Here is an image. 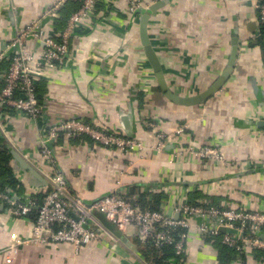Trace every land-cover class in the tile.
<instances>
[{"label":"crops","instance_id":"obj_1","mask_svg":"<svg viewBox=\"0 0 264 264\" xmlns=\"http://www.w3.org/2000/svg\"><path fill=\"white\" fill-rule=\"evenodd\" d=\"M60 1L0 0V53L17 29L37 20L47 33L58 36L84 0H68L58 19L43 18ZM257 2L141 0L143 9L132 15L130 0H99L89 16L81 18L70 39L74 61L46 70L48 76L37 90L39 100L51 122L84 119L98 129L137 139L145 148L123 152L62 136L55 158L74 195L91 203L113 192L120 181L123 193H162L160 210L169 214L178 203L197 195L206 197L198 200L206 204L264 213V56L256 42L262 23ZM157 5L146 34L168 90L178 97L198 96L211 88L225 71L238 39L232 73L205 102L181 105L158 86L143 42L141 12ZM26 45L41 56L40 40H28ZM5 65L1 62L0 70ZM150 123L168 136L162 151ZM39 127L37 121L14 117L8 128L15 148L0 139V150L12 156L2 165L11 169L23 193L38 195L50 189L46 175L51 168L39 152ZM205 146H219L223 161L190 152ZM17 157L47 183L23 168ZM3 181L8 182L7 175L0 170V187L18 194ZM157 183L162 186L153 189ZM94 215L106 232L80 249L66 242L19 244L31 236L34 220L14 217L0 206V264H138L135 253L145 258L135 230L122 232L102 213ZM223 233L206 238L192 228L186 263L264 264V250L241 254L224 249Z\"/></svg>","mask_w":264,"mask_h":264},{"label":"built area","instance_id":"obj_2","mask_svg":"<svg viewBox=\"0 0 264 264\" xmlns=\"http://www.w3.org/2000/svg\"><path fill=\"white\" fill-rule=\"evenodd\" d=\"M68 0H62L49 7L43 18L55 20ZM99 0H84L82 8L68 20L67 26L58 36L47 33L40 20L30 24L24 30L17 29L10 43L0 53V63L6 62L7 68L0 70V139L14 149V134L8 128V122L14 117H25L39 124V152L44 162L50 166L46 175L49 191L40 202L35 192L22 195L0 187V206L8 209L17 218L35 215L32 234L19 244L28 243H70L76 249L97 240L105 228L95 217V212L102 213L120 231L135 230L138 242L142 246L151 245L156 249L172 248L174 257L168 264H187L186 254L189 231L195 228L206 238L219 236L222 228V241L228 247L241 254H250L264 250L261 233L264 230V213L218 207L198 201L193 204L188 199L175 206L172 213L164 210L143 209L139 197L123 193L122 182L117 183L113 192L94 202H86L72 193L67 177L59 170L55 158V145L59 139L80 138L93 145H102L111 150L123 152L142 151L145 146L137 139L110 129H98L84 119H59L51 122L45 106L37 96V88L47 78V69L63 67L74 61L70 49V39L78 22L88 17ZM256 8L264 22V0H257ZM143 9L141 0H130V12L135 15ZM59 38V39H58ZM40 40L44 46L41 56L37 57L28 50V40ZM152 136L157 139V149L162 151L168 136L150 123ZM179 128L178 132H182ZM9 148V149H10ZM202 157L223 161L219 146H205L200 150L190 149ZM162 184H153L158 188ZM138 264H152L142 255L135 253ZM239 264H245L243 260Z\"/></svg>","mask_w":264,"mask_h":264},{"label":"water","instance_id":"obj_3","mask_svg":"<svg viewBox=\"0 0 264 264\" xmlns=\"http://www.w3.org/2000/svg\"><path fill=\"white\" fill-rule=\"evenodd\" d=\"M158 6H160V5L152 6L146 10L141 11V12H143V18H142L143 42L146 46V53H147L148 60H149L150 64L152 65L155 73L157 74L158 86L167 94V96L172 101L179 103L181 105H193V104L205 102L211 95H213L214 93H216L217 91H219L222 88V85L226 82V80L228 79V77L232 73V71L235 67V64H236L237 57H238V49H239L238 39L236 38L233 42V47L231 50L230 58H229V61L227 63V67H226L225 71L223 72V74L220 76V78L217 80V82L211 88H209L208 90H206L205 92H203L202 94H200L198 96H194V97H190V98L178 97V96L172 94V92H170L168 90V87L166 86V83L164 82V78H163V75L161 72L160 62L158 60V57H157L155 51L153 50V47L151 46V44L147 38V34H146V27H147L148 19L151 16V14L156 10V8ZM251 24H253L255 26V23H251ZM13 155L16 157V152L13 153ZM17 159L19 160V162L21 163L23 168H25L26 170L31 172L34 177H36L37 179H39L43 183L44 182L47 183L46 180L30 164H28L27 162H25L23 160H20L18 157H17ZM222 231L225 232L226 229L222 228ZM260 237L264 241V234H262Z\"/></svg>","mask_w":264,"mask_h":264},{"label":"trees","instance_id":"obj_4","mask_svg":"<svg viewBox=\"0 0 264 264\" xmlns=\"http://www.w3.org/2000/svg\"><path fill=\"white\" fill-rule=\"evenodd\" d=\"M261 3L264 4V1H262ZM76 10H78V8ZM59 27H60V25H59ZM256 42L258 43L257 45L263 49V56H264V22H262L259 26V33H258V36L256 37ZM3 68H7V66L5 65L2 67V69ZM37 90H38V88H37ZM11 157L12 156L8 151H6V150L1 151L0 150V170L7 175V180H8V182H4V181L3 182H4V184L8 183V185H7L8 187H10L12 190H16L19 195H22L23 191H24L23 185L20 184L18 182V180L13 177L11 169L7 168L5 166V164L2 165V162H1V161L8 162L11 159ZM2 188L6 189L5 186H3ZM45 195L46 194L37 195L38 200L41 202ZM137 196L139 197L140 206L145 210L146 209L160 210L162 202H163L162 199H164L162 193H158V194H150L149 192L148 193H139V195H137ZM202 198H206V197H204L203 195H197V196H194L193 198H191L192 200H190V202L195 204L198 202V200H201ZM34 217H35L34 214H32L30 216L31 219H34ZM221 235H222V233L220 234V236ZM225 247H224V249L230 248L232 251H234V252L236 251L234 248L228 247L227 245H225ZM141 252L145 256V258L148 261H150L152 264H168L167 260L174 257V253H173L172 248H164V249L159 250V249L154 248L151 245H146V246H142Z\"/></svg>","mask_w":264,"mask_h":264}]
</instances>
